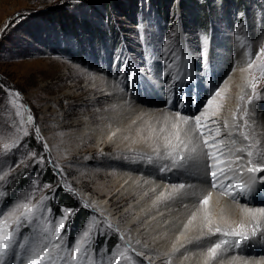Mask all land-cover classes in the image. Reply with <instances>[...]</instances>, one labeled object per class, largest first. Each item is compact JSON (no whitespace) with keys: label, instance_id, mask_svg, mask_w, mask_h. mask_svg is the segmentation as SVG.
I'll return each instance as SVG.
<instances>
[{"label":"rangeland","instance_id":"rangeland-1","mask_svg":"<svg viewBox=\"0 0 264 264\" xmlns=\"http://www.w3.org/2000/svg\"><path fill=\"white\" fill-rule=\"evenodd\" d=\"M223 41L229 46L228 51L230 47L233 52L240 48L238 55H247V61L250 56H257L264 48V0H0V193H3L0 195V213L6 215L14 206L24 202L35 209L31 222H26L21 216L23 209L9 219L10 231L16 229L17 244L25 245L23 248L15 247V254L10 253L14 256L12 262L18 259V264H26L30 254L28 249L46 246L54 264H116L117 261L119 264H189L184 259L201 249H193L174 261L155 246L157 228L147 227L148 218L139 217L136 208L128 212L139 200L126 201L121 191L108 194L107 189H103L95 179L97 172H108L113 174L111 180L120 175V185L127 186L131 178L134 180L132 188H135L153 176L147 169L155 164V172L170 174L183 156L176 152L179 149L165 146L153 153L141 154L133 148H107L109 142L89 143L83 151L71 146L74 145L72 143L66 146V141L75 140L86 127L90 120L89 112L94 109L98 112L99 108L111 112L106 103L112 97L104 99L102 86L101 91L95 94L98 107L94 99L91 101L92 94L59 102V96L65 90L70 89L77 94L72 85L79 78L72 76L67 79L69 85L60 92L54 88L66 72L74 76L89 72L90 82L98 72L112 81L119 80L125 72L128 76L121 89H117L122 91L126 101L121 99L125 106H138L144 113L142 118L151 121L146 123L162 128L161 135H166L170 141L181 142L186 131H181L178 124L175 128L161 125L157 118L167 119L170 117L168 114L182 116L187 121H193L197 116L204 118L205 107L210 105L208 101H213L216 92L226 82L229 64L228 69L218 76V85L211 86V73L207 77L209 70L205 62L202 66L201 62L204 55L218 49ZM184 55L195 58L199 74V79H188L185 84L190 91L188 104L186 94L180 93L177 98L175 93L170 94L169 88L173 86L170 84L174 83L171 77L177 76V71L168 76L163 86L155 89V102L137 101L129 85L131 74L140 82L145 76L151 80L159 70L154 64L158 68L161 66L159 73H162L165 63L175 64ZM225 58L230 61L229 56ZM236 59L237 66L238 63L243 65L244 59ZM211 62V67L216 69V59L211 57ZM180 65L181 62L176 67ZM262 66L264 55H259L253 60V66L248 67L246 77L252 96L264 89ZM231 68L233 71L234 66ZM87 82L82 81L83 84ZM155 86L152 82V88ZM9 91L19 96L9 95ZM194 92L200 94L199 98H194ZM115 97L119 100L117 94ZM222 97L224 99L225 95ZM257 97L253 103L249 94L243 97L242 100L249 98L250 108L244 118L257 119L261 114ZM81 103L82 106L87 104L85 112H82ZM219 105H223L222 100ZM180 106H183L181 110ZM240 109L238 106L239 112ZM29 115L31 122L27 120ZM217 118L208 120L212 122ZM92 126L94 128L95 124ZM249 144V147H255L251 141ZM95 151L99 154L96 155ZM173 159L177 163L174 164ZM49 169L53 174L48 173ZM210 178L213 179L212 176ZM160 181L165 189L167 186L176 189L178 184L185 186L187 183L168 179ZM100 182L105 183V180ZM230 183L226 182V185ZM154 190L151 193L155 195L163 193V188L158 191L154 187ZM59 191L70 194L74 200L67 202L75 206L60 205ZM254 204L263 208L264 200L261 202L257 198ZM65 209L74 212L68 215L61 238L57 240L54 228ZM82 210L86 211V218L81 229L77 230L78 225L73 218ZM17 217L21 218L19 228L14 223ZM49 222L51 225L46 234L43 229ZM223 233L218 232L220 241L226 240V244L233 245L231 241L235 236ZM77 241L81 243L79 254L72 251ZM249 241L243 240L235 248H242ZM260 243L264 244L263 237ZM203 252L207 253L208 249ZM74 256L77 259L73 260ZM253 256L262 257L261 254Z\"/></svg>","mask_w":264,"mask_h":264},{"label":"bare ground","instance_id":"bare-ground-1","mask_svg":"<svg viewBox=\"0 0 264 264\" xmlns=\"http://www.w3.org/2000/svg\"><path fill=\"white\" fill-rule=\"evenodd\" d=\"M228 48L229 46H226V43L223 41L218 49L212 50V53H209V55H204L205 58L201 62V66L205 62L204 65L209 70L207 77L211 73L209 83L211 86L218 85V76L228 69L227 64H229V75L226 82L223 83L221 89L218 91L219 95L216 96L215 94L216 97L212 103L208 107H205L204 118L200 117L201 128L198 129L196 127L195 120H188L185 123L186 118L179 115L173 116L168 114L170 117L166 116L167 119L159 116L161 120L157 118V123L161 125H180V130L186 131L185 134H182L181 142L170 141V138H167L166 135H161L162 128L157 126L154 128V126L146 123L150 120L142 118L144 113L140 111L138 106L131 104L125 106L123 102L126 100L122 91L117 90L121 89L123 80L125 82L128 76L125 72L120 76L119 80L114 81L110 77L108 79L104 78V75L98 72L91 82L88 81L91 75L89 72L88 74L78 73L76 76L70 72H66L62 77L60 76L58 82L55 84L54 90L60 92V90L69 85L67 79L70 76L72 78H79L75 79L74 85H72L75 87L77 94L70 89L65 90L59 96V102L67 98L81 99L90 94H92L91 101H93L96 98L95 94L101 91L102 86V91L105 92L103 95L104 99L107 96L112 97L106 103V107L110 108L111 112H107L105 108H99L98 112L96 109L89 112L88 116L90 120L87 121L86 127H84L80 135L75 137V140L69 139L66 141V146L72 143L74 145L71 146L83 151L89 143L107 144L109 142L106 145L107 148H110V146L113 149L120 150L133 148L136 150V153L141 154L153 153L155 150H159V148L165 146H175L179 149L176 151L178 154L186 158L190 155L193 157V160L185 159L183 162L175 164L170 174H167V172L164 174H161L159 171L155 172L156 164L149 167L150 169H147V171L151 174L153 173V176L149 174L151 178H148L145 184H136L135 188H132L134 180L131 178L128 179V185L126 186L120 185V175L115 177L114 180H111L113 174L108 172L99 171L95 175V179L101 183L103 189H107L108 194H115L121 191L126 201L139 200L137 204L132 205L128 212L131 213L133 212L132 209L135 210L136 208L139 211V217L148 218L149 223L147 227L157 228L155 246L161 252L168 254L174 261L178 257L193 251V249H201L200 252H193L190 258L187 257L184 260L189 264H264V244L260 243V238H264V216H261L258 212L261 208L255 207L256 204L250 199L256 187L259 193V200L261 202L264 200V181L260 180V177H264V172L249 173L247 171V167L264 166V89L257 95L254 94L252 96V90L250 89L251 92L248 90L246 77L249 69L247 55H238L240 48L235 49L234 52L231 47L229 51ZM204 52L207 53L206 51ZM225 56H229V62L226 61ZM211 57L216 59V69L215 67H211ZM236 58L244 59L243 65H239L238 63L237 66L238 59ZM179 62H181V65L176 67ZM169 65L172 67H169ZM232 66H234L233 71H230ZM154 67L159 70L155 73L157 75L151 78L152 81L145 76L140 82L131 74L129 85L132 87V92L135 94L133 95L137 98V101H145V103L155 102L157 100L155 98V89L163 86L168 76L170 74L173 75L177 71L178 76L180 75L181 77L170 84L173 86L169 88V91L170 94L175 93L176 98L180 97V93L181 95L186 94L185 98H187L188 104L190 91L189 87L185 86V84L188 83V79L191 81L199 79L195 58H188L187 55H184L175 64L165 63L162 73H159L161 66L158 68L154 64ZM82 81L88 82L83 84ZM152 82L156 85L154 88H152ZM80 83L82 84L80 85ZM72 86L70 85V87ZM44 87L46 88L47 86ZM136 89L137 92L135 91ZM116 94L120 101L116 99ZM246 94L250 95L252 103L256 99V96L259 97V102H257L258 112L261 114L257 119L252 117L244 118L248 110H250L248 106L249 102L247 101L249 98L242 100ZM224 95L225 98L222 99ZM199 96L198 92H194V98H199ZM183 100L184 98L181 101ZM221 100L223 101V105H219ZM95 102L98 107V101L95 100ZM99 103H103V101H99ZM86 105L82 106V103L80 104L83 107L82 112L86 111ZM238 106H241L240 112L237 110ZM182 107L180 106L179 109L181 110ZM191 108L194 109V107ZM236 114H238V117H235ZM215 116L218 118L212 122H210L211 119L210 121L208 120L210 117ZM76 122L79 123L80 121ZM94 124L95 127L92 128ZM213 125L215 127H212ZM199 131L204 132L203 137L200 136ZM245 136L248 137L247 140L255 144V147H249V141L247 142ZM205 138H208L209 144H215V147H206L204 145ZM193 148H196V153H192L191 150ZM238 149L242 151H238ZM180 150L183 152L179 153ZM248 151L253 152L252 157L247 156ZM98 152L95 151L96 155L99 154ZM208 152L214 153V158L209 157L206 154ZM249 160H251V164H249ZM135 168L139 169L138 167ZM221 168H230V170L221 175L219 171ZM174 170L178 172H174ZM213 170H216L218 177H220L218 181L219 187H212L214 178H210V173ZM252 177L256 178V183L252 185V191L242 194L239 191L240 186L247 187L251 183ZM154 178H159V180L156 181ZM161 179L185 181L187 183L183 188H180L181 184H178L179 186L176 189H173L175 187L172 186H167L168 188L165 189L160 184ZM103 180H105V183L100 182ZM226 182L231 183L226 185ZM224 184L227 186V189L223 191ZM154 187L158 191L163 188V193L160 196L151 193V190L155 191ZM229 189L231 190L228 192ZM205 198H208L207 205L202 203ZM193 217L195 218L193 219ZM241 225H243V232L250 237L247 245L236 249L235 245L239 237H235L231 241L233 245H230V243L222 244L221 248L217 249L214 258H210L208 252H203L208 249V245L211 246L220 241L219 238L221 237L219 236L221 235H218L217 228L222 232H227L233 229L239 230L241 229ZM254 228L256 235L252 236ZM257 254H261L262 257L255 258L253 256ZM13 257L10 254L5 257L6 264H18V259L12 262ZM243 260L246 261L244 262ZM24 263L22 262V264Z\"/></svg>","mask_w":264,"mask_h":264},{"label":"snow or ice","instance_id":"snow-or-ice-1","mask_svg":"<svg viewBox=\"0 0 264 264\" xmlns=\"http://www.w3.org/2000/svg\"><path fill=\"white\" fill-rule=\"evenodd\" d=\"M259 55H264V48L260 49L259 50V54H257V56L255 57H251L250 56V59L248 61V67L251 68L253 66V60L258 58ZM169 67H172L171 65H169ZM261 72L262 74H264V66L261 67ZM172 79L173 80H178L179 79V76H172ZM253 87V90L255 89V84L252 85ZM9 95H14L16 97L19 96L18 93H13L11 91H9ZM216 95H219V92H216ZM14 103V101H13ZM209 104L212 103V100L210 99L208 101ZM196 122V127L199 129L201 128V120H200V117L197 116V117H194L193 118ZM27 120L28 122H31L32 120V117L29 115L27 117ZM185 123H187V118L185 119ZM176 125L173 124V128H175ZM211 131V130H210ZM36 132L39 133V129L37 128L36 129ZM200 136L203 137L204 136V132L201 131L200 132ZM177 139L179 140V133H177ZM245 139H247V136H245ZM191 142V141H189ZM204 145L208 148H212V147H215V144H209V141H208V138H205L204 139ZM192 153H196V148H193L192 150ZM238 151H242V150H239ZM209 157H213L214 158V153L212 152H208L206 153ZM169 156H171V153H168ZM247 156L248 157H252L253 156V152L251 151H248L247 152ZM185 159L187 160H193V157L190 155L188 156L187 158L184 157V156H181L180 157V162H183ZM173 163H177V160L173 159ZM251 160H249V164H251ZM229 169H224V168H221L219 169L221 175H223L226 171H229ZM247 171L249 173H255V172H264V166H255V167H247ZM211 176L214 178L213 179V184H212V187H219V179L220 177H218L217 175V171L216 170H213L211 171ZM0 179H2V177H0ZM260 180L264 181V177H260ZM256 183V178L255 177H252L251 178V183H249L247 185V187H244V186H240L239 188V191L243 194V193H250L252 191V185ZM180 188H183L184 185L181 184L179 186ZM225 189H227V186H225ZM0 195H3V193H0ZM203 204L207 205L208 204V198H205L203 201H202ZM87 206V205H85ZM20 209H23V212L21 214V216L23 217V219L26 221V222H31L33 217H34V214H35V209L33 208H30L29 207V204L24 202V203H20V204H17L16 206H14V208L12 210H10L6 215L3 214V213H0V264H6L5 262V257H7L10 253H14V248L15 247H25V245L23 244H17L16 242V229H12L10 231V228L12 227L11 224L9 223V219L15 215V213L17 211H19ZM50 211V210H49ZM74 212V210L72 209H65L64 210V215L59 219L58 221V224L55 226L54 228V235H55V238L58 240L59 238H61V233H62V230H63V226H64V222L65 220L67 219L68 215L72 214ZM259 214L261 216H264V208H261L258 210ZM195 217H193L194 219ZM20 220L21 218L20 217H17L16 220L14 221V223L16 224V228H19L20 226ZM51 225V222H49L48 226H45L44 227V232L47 234L49 232V227ZM111 226V225H109ZM243 225H241V229L240 230H236V229H233L231 232H224L223 235L225 236H235V237H239L240 239L237 240L236 242V246L239 247V244L243 241V240H247V239H250V237L248 235H246L244 232H243ZM217 232L220 231L219 228L216 229ZM85 236L88 235L87 232L84 233ZM256 235V230L255 228L253 229V232H252V236H255ZM227 241H222L220 243H214L212 246H210L208 248V255L209 257L211 258H214L216 256V253H217V249L221 248V245L222 244H226ZM29 251V257H28V260L26 261V264H54V262L52 261L51 257H50V251L47 249V247L45 246L44 248H36V247H32L30 249H28ZM72 251L76 252L77 254H79L81 252V243L79 241H77L76 243H74V245L72 246ZM121 255H123V253H121ZM139 255V253H138ZM73 260L77 259V257H72ZM116 264H119V262L117 261Z\"/></svg>","mask_w":264,"mask_h":264},{"label":"trees","instance_id":"trees-1","mask_svg":"<svg viewBox=\"0 0 264 264\" xmlns=\"http://www.w3.org/2000/svg\"><path fill=\"white\" fill-rule=\"evenodd\" d=\"M49 172L50 173L52 172L51 169H49L48 173ZM51 174H53V173H51ZM54 177H52V178H54ZM69 199H71L72 201L74 200L70 194H67L65 191H59L58 203L60 205L66 204V205H69V207L75 206V205H72L71 202L70 203L67 202ZM60 205H58V206H60ZM57 208L58 207H56V209ZM84 212H86V211L85 210H82V211L74 214L73 222L77 223V225L79 226V227L77 226V228H78L77 230L81 229L82 224H84V221H85V218H86L85 217L86 215H84ZM79 222H80V224H79Z\"/></svg>","mask_w":264,"mask_h":264},{"label":"clouds","instance_id":"clouds-1","mask_svg":"<svg viewBox=\"0 0 264 264\" xmlns=\"http://www.w3.org/2000/svg\"><path fill=\"white\" fill-rule=\"evenodd\" d=\"M259 198V197H258ZM257 199V198H256ZM252 202H254V201H252Z\"/></svg>","mask_w":264,"mask_h":264}]
</instances>
